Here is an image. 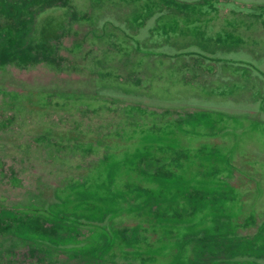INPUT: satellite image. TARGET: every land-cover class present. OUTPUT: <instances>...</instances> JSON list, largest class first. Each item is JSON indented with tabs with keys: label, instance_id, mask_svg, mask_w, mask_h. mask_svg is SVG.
Returning a JSON list of instances; mask_svg holds the SVG:
<instances>
[{
	"label": "rangeland",
	"instance_id": "obj_1",
	"mask_svg": "<svg viewBox=\"0 0 264 264\" xmlns=\"http://www.w3.org/2000/svg\"><path fill=\"white\" fill-rule=\"evenodd\" d=\"M0 264H264V0H0Z\"/></svg>",
	"mask_w": 264,
	"mask_h": 264
}]
</instances>
